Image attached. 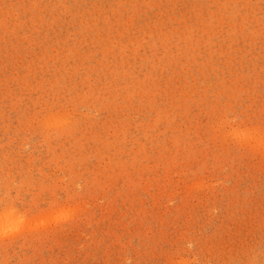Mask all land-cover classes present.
<instances>
[{
  "label": "rangeland",
  "instance_id": "rangeland-1",
  "mask_svg": "<svg viewBox=\"0 0 264 264\" xmlns=\"http://www.w3.org/2000/svg\"><path fill=\"white\" fill-rule=\"evenodd\" d=\"M0 264H264V0H0Z\"/></svg>",
  "mask_w": 264,
  "mask_h": 264
}]
</instances>
